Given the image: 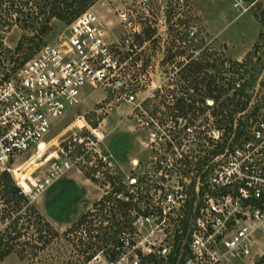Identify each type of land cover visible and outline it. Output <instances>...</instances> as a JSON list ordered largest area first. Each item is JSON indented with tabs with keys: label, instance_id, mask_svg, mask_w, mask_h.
<instances>
[{
	"label": "built area",
	"instance_id": "2783aa9c",
	"mask_svg": "<svg viewBox=\"0 0 264 264\" xmlns=\"http://www.w3.org/2000/svg\"><path fill=\"white\" fill-rule=\"evenodd\" d=\"M120 17L132 33H139L133 26L135 15L123 12ZM120 46L108 41L100 17L89 10L68 27L62 44L43 47L18 73L0 77V176L13 178L20 161L39 151L54 121L81 103L85 87L112 95L123 88L119 97L100 102L93 118L103 120L117 103H126V118L146 134L148 160H133L132 171L125 173L102 148L104 133L77 115L76 122L84 124L71 128L62 161L55 162L46 178L31 183L36 193L29 186L21 188L22 194L34 200L77 169L101 187L100 202L111 197L129 206L116 239L89 255L85 264L251 261L263 253L257 248L264 239V80L246 94L245 109L232 120L227 117L219 128L208 113L205 125L181 113L174 98L166 106L170 112L149 106L156 97L145 96V75L139 76L136 88H129L127 66L116 51ZM104 204L106 209L113 206Z\"/></svg>",
	"mask_w": 264,
	"mask_h": 264
},
{
	"label": "rangeland",
	"instance_id": "374dc122",
	"mask_svg": "<svg viewBox=\"0 0 264 264\" xmlns=\"http://www.w3.org/2000/svg\"><path fill=\"white\" fill-rule=\"evenodd\" d=\"M75 7L79 10L81 6ZM89 10L100 17L108 41L116 46L121 44L116 51L127 66L129 88H136L139 76H146L148 88L145 90L144 87L142 91H146L145 96L149 93L155 95L156 98L148 103L155 110L171 106V98L176 100L178 108V102L185 100L183 96L191 95V88L198 86V93L194 95L197 103L191 104L193 109L186 110V114L208 125L207 114L212 115L213 110L205 111V100L208 105V101L214 102L216 99L205 97V82L215 81L227 88L236 81L241 85L238 91L241 96V93L251 95L260 80H264V0H94L82 11ZM72 11L75 10L65 11L62 19L52 18L47 34L13 27L4 40L5 47L11 52L0 53L4 61L0 77L18 73L23 63L43 47L62 44L68 27L75 21ZM123 12L135 15L133 26L139 33H132L128 25L122 23L120 14ZM41 27L40 24L35 26L36 29ZM191 33L195 34L196 42H204L202 49L193 50L194 53L188 42ZM185 37L186 42L183 39ZM123 91L121 88L112 95L110 90L100 87H85L81 103L69 110L63 119L54 121V127L45 142L40 144L39 151H32L14 168L13 180L16 185L19 188L24 187V184L31 187V183L49 175L55 162L62 161L64 156L61 149L64 140L72 136L71 128L74 125L80 128L84 124L82 120L76 122L77 115L84 116L92 125L96 124L104 133L102 148L113 156L125 173L132 171L133 160H148L149 151L143 145L146 134L126 118L130 109L126 103H117L103 120L93 118L92 114L100 102L119 97ZM233 92L231 90L227 97L232 98ZM238 100L244 102L243 97H236ZM220 102L218 100L216 104V111ZM186 104L189 105L190 101H186ZM166 110L170 112L167 107ZM89 114L92 116L88 119ZM54 155L57 157L53 158ZM119 173L122 172L119 170ZM33 192L36 193L34 189ZM1 195L0 179V216L3 213L22 216V237L12 243L14 250L0 264H85L89 255L99 250L96 246L104 249L100 237H95L98 233L90 231L92 226L101 227L98 218H89L74 228L87 212L104 205V202L99 201L103 196L101 187L88 179L86 172L71 169L44 193H37L34 200L28 198L21 205L6 203ZM98 201L99 206L94 207ZM45 223L59 233V237L51 242V236L46 232L40 234L37 231L40 228L45 231ZM107 225L104 223L102 227ZM6 226L7 223H0L1 234H6ZM114 230V237L110 238L109 244L116 239L122 226ZM4 238L7 241L8 238ZM35 246L39 249H34ZM91 246L94 247L91 249ZM258 250L263 253L241 264H262L264 239Z\"/></svg>",
	"mask_w": 264,
	"mask_h": 264
},
{
	"label": "trees",
	"instance_id": "16d2710c",
	"mask_svg": "<svg viewBox=\"0 0 264 264\" xmlns=\"http://www.w3.org/2000/svg\"><path fill=\"white\" fill-rule=\"evenodd\" d=\"M94 0H0V53L2 52H11L9 48L5 47L4 40L5 37L10 31L13 29V27H18L23 31L28 30H36V32L40 31L41 34H47L50 30V21L52 18H58L62 19L64 17V13L67 10L74 9L75 19L76 20L80 14L82 15L85 13L82 11L85 7L89 6L91 2ZM43 3V4H42ZM77 5H80V9L77 10ZM81 12V13H80ZM49 14V17H46V15ZM16 16V18H15ZM41 16H44V19H41ZM40 21V23L38 22ZM41 25L42 27L40 29H36V25ZM189 34L186 35L188 37ZM186 37L184 41L186 42ZM184 42V43H185ZM189 42V48L191 49V52L193 50H201L202 46L204 45L203 40L201 42H196L195 34L192 38H190ZM20 49V48H17ZM2 51V52H1ZM194 53V52H193ZM1 55V54H0ZM193 55V54H191ZM194 57V56H191ZM31 59V58H30ZM26 60L23 65L27 62ZM4 61H2V58L0 57V68H2ZM195 71H197L195 69ZM5 75V74H4ZM9 75H6L5 78H8ZM206 81V80H205ZM205 97L214 98L216 101H214V107L207 105L205 100V111L213 110L212 115L217 120V125L220 128L222 125H225L226 123L224 120L228 117L230 120L233 119V115L238 112V110H244L246 107L245 102H241L240 100L236 101V97H246V94L241 93V96H239L238 89L236 87L237 82L235 81L232 84H229L226 88L224 85L216 84L215 81L212 82H205ZM210 87L212 89H210ZM196 88V89H195ZM195 88H191V91L193 92L191 95L185 94L183 98L185 99L184 102H178V108L180 111L186 115V110L191 111L193 103L196 104L197 100L194 98V95L198 93L197 89L198 86H195ZM195 89V90H193ZM231 90H234L233 97L228 98L227 95L230 93ZM215 91L217 94H215ZM190 93V92H188ZM213 94H215L213 96ZM218 100H221L220 104L217 106L218 110L216 111V104ZM186 101H190L191 106L186 104ZM231 105L233 106L232 109L230 108ZM190 108V109H189ZM93 115V114H92ZM91 114L87 115V118L89 119ZM94 128H96V124L93 125ZM91 175L88 173L87 178L91 180ZM1 179V197L6 203L14 202L15 205H21L24 202H27V198L22 194L21 188H19L13 178L10 174L4 173L0 176ZM102 202H110L113 204L112 208L109 210L106 209L105 204L102 205V207H99L96 212L89 211L83 216V218L78 221L77 224L74 225V228L77 226H80L82 224V221H85L89 218H98V222L100 223L101 227L93 228L91 227L90 231H96L98 234L95 237H100V241L103 243V245H108L110 242V238L114 237L112 232H114V228L117 226L122 225V219H125L128 214L129 206L126 204H123L121 202L113 200L111 197L105 198ZM94 207L99 206V202L94 203ZM120 219V222H119ZM92 220V219H91ZM22 221V216H12V214H4L0 216V223L5 224L7 223L6 229H5V235L0 233V263L4 260L5 257L10 255V253L14 250V245L12 243H15L18 241L21 237V231H22V225H20ZM104 223H108V225L104 228ZM110 225V226H109ZM45 231L43 228L37 229L40 234H46L50 237L51 240L49 242L53 241L54 238L59 237V233L55 230L54 227H52L49 224L44 225ZM100 233V234H99ZM4 236H6L8 239L5 241ZM33 247V246H32ZM37 247V248H36ZM94 246H91V249ZM100 249L98 246H96V249ZM34 249H39L38 246H35ZM88 252H85L87 254ZM264 264V260L261 262Z\"/></svg>",
	"mask_w": 264,
	"mask_h": 264
},
{
	"label": "bare ground",
	"instance_id": "6f19581e",
	"mask_svg": "<svg viewBox=\"0 0 264 264\" xmlns=\"http://www.w3.org/2000/svg\"><path fill=\"white\" fill-rule=\"evenodd\" d=\"M57 156L54 155L53 158H56ZM23 188H28L29 189V185L28 184H24V187Z\"/></svg>",
	"mask_w": 264,
	"mask_h": 264
},
{
	"label": "water",
	"instance_id": "95a60500",
	"mask_svg": "<svg viewBox=\"0 0 264 264\" xmlns=\"http://www.w3.org/2000/svg\"><path fill=\"white\" fill-rule=\"evenodd\" d=\"M118 84L120 85L121 82H118ZM213 104H214V102H210V101H208V105H209V106H212Z\"/></svg>",
	"mask_w": 264,
	"mask_h": 264
}]
</instances>
